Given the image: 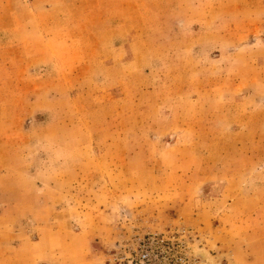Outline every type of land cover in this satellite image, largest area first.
<instances>
[{
    "label": "rangeland",
    "instance_id": "374dc122",
    "mask_svg": "<svg viewBox=\"0 0 264 264\" xmlns=\"http://www.w3.org/2000/svg\"><path fill=\"white\" fill-rule=\"evenodd\" d=\"M177 228L264 264V0H0V264Z\"/></svg>",
    "mask_w": 264,
    "mask_h": 264
},
{
    "label": "built area",
    "instance_id": "2783aa9c",
    "mask_svg": "<svg viewBox=\"0 0 264 264\" xmlns=\"http://www.w3.org/2000/svg\"><path fill=\"white\" fill-rule=\"evenodd\" d=\"M196 234L187 228L137 232L118 245L115 264H203L195 251Z\"/></svg>",
    "mask_w": 264,
    "mask_h": 264
},
{
    "label": "crops",
    "instance_id": "0c3cea01",
    "mask_svg": "<svg viewBox=\"0 0 264 264\" xmlns=\"http://www.w3.org/2000/svg\"><path fill=\"white\" fill-rule=\"evenodd\" d=\"M203 211L204 210H201V213H203ZM200 213V214H201ZM220 213H218V215H219ZM220 217H221V215H220ZM81 231H79L78 233H80ZM86 234V237L85 238H87V239H89V238H91V237H94L95 235H99V234H96L95 232H93L92 230H90V231H87V232H85ZM103 235V234H102ZM81 236H83L84 237V234H82ZM86 239V240H87ZM94 250H102V251H104V249H101V248H98V249H94ZM93 250V251H94ZM211 254H213V256L215 257V258H217V257H220L219 255H221L220 254V252L218 253V252H216V254H214V253H211ZM223 255V254H222ZM91 256L94 258V257H100L101 255L99 254V253H97V252H95V253H92L91 254ZM59 258H57V260H58ZM57 264H64L63 262H58L57 261Z\"/></svg>",
    "mask_w": 264,
    "mask_h": 264
},
{
    "label": "bare ground",
    "instance_id": "6f19581e",
    "mask_svg": "<svg viewBox=\"0 0 264 264\" xmlns=\"http://www.w3.org/2000/svg\"><path fill=\"white\" fill-rule=\"evenodd\" d=\"M202 257H204V255H201Z\"/></svg>",
    "mask_w": 264,
    "mask_h": 264
}]
</instances>
